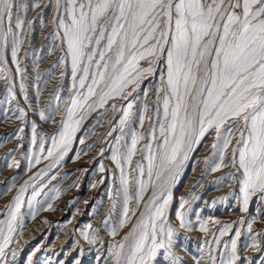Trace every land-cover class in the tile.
Wrapping results in <instances>:
<instances>
[{
    "label": "snow or ice",
    "instance_id": "obj_1",
    "mask_svg": "<svg viewBox=\"0 0 264 264\" xmlns=\"http://www.w3.org/2000/svg\"><path fill=\"white\" fill-rule=\"evenodd\" d=\"M41 4L53 12L55 27L50 37L60 42L63 55L59 62L70 63V96L54 134L38 135L35 123L32 125L31 145L35 150L28 158L29 170L42 161L47 163L24 181L0 212V264H10L9 254L12 261L16 259L11 246L25 230V204L31 219L42 210H55L52 201L59 198L62 189H44L57 180L59 172L53 170L72 151L83 121L98 108L108 106L120 115L107 135L123 132L136 116L133 107L141 86L158 72L159 82L151 86L155 108L149 115L145 103L139 115L141 128L145 119L156 121L149 124V138L139 148L146 166L137 161L135 168L131 167L138 145L145 139L143 133H134L130 145H123L124 150L120 145L123 137L116 136L112 148L111 160L120 171L119 187L102 224L109 225L118 203L120 211L111 221V236L118 235L133 217L136 220L109 246L106 264H159L161 256L166 264H181L174 251L178 229L169 220L173 188L191 154L208 135H213L214 142L210 145L212 157L204 160L205 172L232 169L221 179L239 186L241 211L248 212L253 197L264 203V0H0V66L7 65L10 49L16 72L25 71L20 67L19 53L34 23L28 15ZM5 71L0 67V77L9 83L8 92L15 99L11 77L5 76ZM19 89L27 101L23 78ZM149 90L143 89L144 97ZM55 98L60 99L59 95ZM117 100L125 103L118 107ZM9 111L17 119L26 115L18 106ZM40 116L49 119L44 112ZM18 131L23 132V128ZM104 151L102 148L99 155ZM7 167L19 168L20 163L13 160ZM129 169L136 173L134 179ZM99 170L105 171L102 162ZM96 183H103V179ZM149 190L151 195L145 201ZM109 197L113 198L111 189ZM193 199L198 197L190 194L179 200L175 212L179 229L195 230L189 219ZM255 220L252 217L248 221V233L251 247L261 253L264 264V240L257 239L264 234H253ZM196 224L200 232L211 236L202 249L205 264H237L242 259L237 247L239 230L234 231L235 238L221 245V237L233 232V223L221 225L219 220L202 219L197 213ZM97 232L89 224L81 235L95 243ZM220 247L223 251L218 252ZM27 264H33L31 255Z\"/></svg>",
    "mask_w": 264,
    "mask_h": 264
},
{
    "label": "rangeland",
    "instance_id": "obj_2",
    "mask_svg": "<svg viewBox=\"0 0 264 264\" xmlns=\"http://www.w3.org/2000/svg\"><path fill=\"white\" fill-rule=\"evenodd\" d=\"M38 14H42L40 18H37ZM52 16V9L44 8L43 4L30 11L28 19L33 20L34 23L28 30L24 45L19 53L20 67L25 70L23 73L16 72V65L11 60L10 49L6 53L7 65L0 66L6 68L4 75L11 77L10 84L15 94V99H13L12 94L8 92L9 83L0 77V212L11 201L24 181L47 163V161H42L41 164L35 165L29 170L28 158L35 150L31 145L33 123L36 125L38 135L54 134L60 127L59 122L65 113L66 101L70 96L68 92L72 82L70 63L61 64L59 62V57L63 53L59 47L60 42L54 41L50 37V33L55 27L51 22ZM62 72L66 75L62 76ZM22 78L26 86L27 101L19 89ZM158 82L159 72L155 77L145 80L138 93L139 99L134 103L133 112L136 116L125 126L123 132H113L111 137L107 135L120 115L118 111H113L108 106L98 108L83 121L76 134L72 151L61 162V166L53 170L59 172L57 180L48 183L44 189L45 192L53 186L62 189L59 198L52 201L55 210H42L35 219H31L28 216L27 204H25L22 208L26 217L25 230L11 246L15 249L16 259L12 261L11 254H9L10 264H27L29 255L32 256L33 264H61V262L62 264H76L77 260L80 261V264H106L109 246L119 241L136 220V217H133L128 225L119 230L118 235L111 236L109 234L112 226L111 221H115L116 214L120 211L118 203L116 213H113L109 225L105 227L102 224V221L109 216L115 199L114 194L119 187L120 171L111 160L112 148L116 146L115 137H123L120 145L124 150L123 145H130L134 133H143L145 139L140 141L131 167L134 169L137 161L146 166L147 161L142 158L139 148L149 138V124L155 125L156 121L155 118L152 121L145 119L143 128H141L139 115L145 103L149 106V115L152 114L155 108L153 103L155 97L151 86ZM144 88L150 89L147 97H144ZM57 95L60 97L59 100L55 98ZM111 103L112 101L109 102V104ZM116 103L119 107L125 102L117 100ZM57 105H59L58 111ZM17 106L25 110L26 115L23 119L15 118L9 111L10 109L14 111ZM41 112H44L49 119H42ZM20 128H23V132L18 131ZM80 139L84 140L83 144L79 143ZM213 142V135L204 138L201 145L186 162L173 188L169 220L173 227L178 229L174 251L180 258L181 264H197V261L200 264H205L207 257L202 249L205 248V241L210 240L211 236L199 231L196 224V214L198 213L202 219L219 220L221 225L233 223V232L221 237V245L235 238V230L241 232V237L237 240V247L242 259L237 264H248L249 261H253V264H261V253L251 247V235L248 233L247 224L252 217H256L255 222L252 223L253 234L257 232L264 234V203L253 197L248 212L241 211L237 201L240 194L239 186L234 181L221 179L226 177L232 169L224 167L216 172H205L204 160L205 157H212L213 150L210 145ZM89 145H93L91 150L88 149ZM102 148L105 151L101 156L99 153ZM77 152L80 153L79 157L76 156ZM13 160L19 161V168L7 167ZM100 162L105 167L103 172L99 170ZM135 176L136 173L131 171V177L134 179ZM62 177L63 179H61ZM101 179H103V183H96ZM93 184L95 187L92 186ZM9 188H11L10 191H8ZM110 189L113 192V198L109 197ZM30 191L31 189H29V193ZM51 194L55 195V193ZM190 194H194L198 199L192 200V213L189 216L195 230L187 231L179 229L175 212L179 207L180 198L188 197ZM150 195L151 190L145 194V201ZM40 199H43V194ZM86 201L87 203H85ZM142 209L143 205H141ZM136 216H139V212L136 213ZM0 218L3 216L0 215ZM241 219L245 223H239ZM89 224L98 230L95 243H89L81 235V231L85 230ZM209 227L215 231L211 224ZM215 227H219V225ZM216 234L218 235V232ZM257 239L264 240V235ZM219 251H223V248L220 247ZM158 260L159 264H166L162 256Z\"/></svg>",
    "mask_w": 264,
    "mask_h": 264
},
{
    "label": "bare ground",
    "instance_id": "obj_3",
    "mask_svg": "<svg viewBox=\"0 0 264 264\" xmlns=\"http://www.w3.org/2000/svg\"><path fill=\"white\" fill-rule=\"evenodd\" d=\"M48 220V219H47ZM259 230V229H258ZM66 241V240H65ZM63 243V242H62ZM90 245V244H89ZM103 253V252H102Z\"/></svg>",
    "mask_w": 264,
    "mask_h": 264
}]
</instances>
